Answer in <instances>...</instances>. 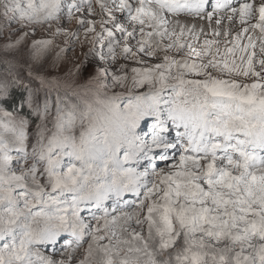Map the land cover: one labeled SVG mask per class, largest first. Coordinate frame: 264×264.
Segmentation results:
<instances>
[{"label":"snow or ice","instance_id":"obj_1","mask_svg":"<svg viewBox=\"0 0 264 264\" xmlns=\"http://www.w3.org/2000/svg\"><path fill=\"white\" fill-rule=\"evenodd\" d=\"M0 264H264V0H0Z\"/></svg>","mask_w":264,"mask_h":264}]
</instances>
